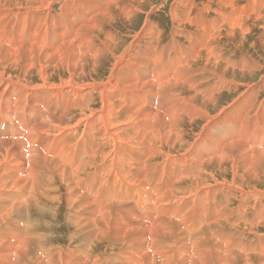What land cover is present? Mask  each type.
Here are the masks:
<instances>
[{"label":"bare ground","instance_id":"1","mask_svg":"<svg viewBox=\"0 0 264 264\" xmlns=\"http://www.w3.org/2000/svg\"><path fill=\"white\" fill-rule=\"evenodd\" d=\"M240 1L165 3L174 25L166 44L151 14L135 35L118 30L136 31L151 0H0V123L10 128L0 136V209L14 207L0 218V261L6 260L0 264H262L246 249L214 256L221 234L230 243L245 233L264 242V63L254 53L240 61L243 67L226 61L241 57L242 35L253 34L248 11L234 17L236 26L223 19ZM259 8L262 14L250 19L256 29L264 0ZM257 40L264 51V38ZM158 174L163 181L187 177L175 180L179 191L171 197L161 193ZM131 193L141 212L158 216L151 235L146 227V233L120 231L109 213L110 202L118 207ZM211 198L221 203L212 207L216 219L208 212ZM175 199L183 216L170 210ZM33 205L45 211L24 208L29 223L36 224L34 212L42 225L37 238L21 237L23 206ZM198 205L210 216L206 224H194ZM62 209L69 240L79 243L72 252V243L54 247L43 224ZM164 214L178 216L199 237L195 253L179 246L178 226Z\"/></svg>","mask_w":264,"mask_h":264},{"label":"rangeland","instance_id":"2","mask_svg":"<svg viewBox=\"0 0 264 264\" xmlns=\"http://www.w3.org/2000/svg\"><path fill=\"white\" fill-rule=\"evenodd\" d=\"M152 1V7H153V9H151V8H149V7H147V5L148 4H146L145 3V7H143V9L144 8H146V11H145V13H140V15H138L137 17L139 18V20L138 21H136L137 22V27H136V31H133L134 29H130V28H128V27H126V26H124L123 25V28H121V27H118V28H120V29H118L119 31H121L122 33H128L127 35H130V36H132V35H135L140 29H141V27H143V25H144V22H145V19H146V17L148 16L147 14H151V17H150V21L152 22V23H156L158 26H159V28L161 29V30H163V28H164V32H163V39L165 40V42H166V44H169L171 41H172V33H173V28H174V25L172 24V20H171V17L169 16V15H171V13H168L169 12V10H170V8H168V6H165L166 4H172V0L170 1V0H151ZM198 4H200V2H201V0H195ZM207 1V0H206ZM250 2H251V4H250ZM250 2H245V0H242V1H240L239 3H238V5L236 6V7H234V9L233 8H231V9H229V13L227 14V17H223V19L225 20V22L227 23H225L226 24V26H229V25H231V26H236V25H234L235 23H236V21H235V19L236 20H239V18H242V17H245V16H248L247 15V11L249 12V16H251V18L250 19H252V21L251 22H253L254 23V21H255V19L256 18H254V17H257V16H259V15H261L262 14V10L259 8V4H260V0H251ZM166 3V4H165ZM202 3V2H201ZM255 3V4H254ZM196 5V4H195ZM248 5H250V6H248ZM254 5V6H253ZM197 6V5H196ZM252 6H253V8H252ZM256 6V7H255ZM258 7V8H257ZM215 8H217V7H215ZM247 8H249L250 10H252V11H254V9H255V12H253L252 13V11H250L249 9H247ZM237 9V10H236ZM247 9V10H246ZM157 10V11H156ZM238 10H240L239 12H238ZM257 10H259V11H257ZM144 11V10H143ZM147 12V13H146ZM232 12H234L233 14H235V15H233L232 14ZM252 14H251V13ZM153 13V14H152ZM163 13V14H162ZM156 15V16H155ZM240 15V16H239ZM263 15H264V10H263ZM229 16H231V18L229 17ZM242 16V17H241ZM234 17H236L235 19H234ZM233 18V19H232ZM250 19H249V22L247 23V27H249V29H251L250 31H251V33H253V34H250L249 33V35L248 36H244V35H242L243 37L241 38L242 40H243V38H244V41H246V46H245V49H244V52H243V54H242V56L241 57H236V56H232V58L231 59H229V58H227L226 57V61H234V59H235V61L237 62V64L239 65V66H242L243 67V63H241L240 61H245V59L246 58H250L249 56H248V54H251L252 55V53H254L253 55H252V57H253V60H256V59H258L259 61H263L262 62V64L264 63V51L261 49V47H260V44H259V41L257 40V37H259V38H264V20L263 21H260V22H262V23H260V26L256 29V28H254V26H253V24L250 22ZM235 21V22H234ZM231 23V24H230ZM119 24V23H118ZM233 24V25H232ZM250 25H251V27H250ZM225 26V27H226ZM111 27L112 26H107L106 27V30L107 31H110L111 30ZM173 27V28H172ZM225 27H224V29H222L221 30V32H223L224 30H225ZM128 29V30H127ZM249 29H247L246 31H248ZM125 31V32H124ZM240 34H243V33H240ZM240 34H238L237 36L239 37L240 36ZM180 35L181 36H183V34H181L180 33ZM224 36L225 35V33H221V36ZM170 36V37H169ZM165 37V38H164ZM169 37V38H168ZM246 37V38H245ZM125 38V37H124ZM171 39V40H170ZM129 40H131V39H129ZM207 41V40H206ZM208 42V41H207ZM237 46V45H236ZM238 47V46H237ZM249 47H251V50H249ZM242 51V50H241ZM250 51V53H248ZM95 51L93 50L92 51V53H94ZM205 52H208L207 50L205 51ZM195 57H197V55H195ZM242 58V59H241ZM195 59V58H194ZM229 59V60H228ZM233 59V60H232ZM240 62V63H239ZM175 64V63H174ZM261 64V65H262ZM171 67H178V65H172L171 64ZM261 67H264V66H261ZM232 70V69H231ZM238 72V71H237ZM138 76L136 75V80H138ZM184 78H181L180 80H183ZM225 79H227V78H225ZM241 91H244V89H242ZM206 95H209L210 93L209 92H206L205 93ZM40 98V97H39ZM257 98H258V100L260 99V98H263V95L262 96H257ZM40 99H42V98H40ZM43 100V99H42ZM140 100L141 101H143V98H141L140 97ZM140 106H144L143 104H141ZM156 110H159V111H161V110H164V108H163V105L161 106V107H157L156 108ZM49 112H52V113H54V108L52 109H49L48 110ZM175 112H177V113H180L181 112V110L180 109H176L175 110ZM7 127V123L6 122H3V123H0V136L1 137H3V136H6L5 135V130H8V129H10V128H6ZM237 138L238 137H236V136H234V140H237ZM208 146L207 145H205L204 146V149L205 150H208ZM208 152L209 153H211V150H208ZM127 160H129V158H126ZM192 163V162H191ZM73 166H75L74 164H73ZM190 167L192 168L193 166H191V164H190ZM194 172V171H193ZM195 174H200L201 173V170H199V171H197V172H194ZM91 174L93 175V173L91 172ZM157 175V174H156ZM168 175V174H167ZM172 176V177H171ZM168 175L167 176V178L165 179V181H163L162 179L160 180V176H159V174H158V177H159V180H158V184H160L161 185V193H165V192H168L170 195H171V197H173V194L171 193L172 191H175L176 189L179 191V189L177 188V187H175V180H177V179H179V178H185V177H187L186 175H183V174H181V177H178L179 175H177V174H172V175ZM174 177H177L176 179L174 178ZM156 179L157 178H155V180H154V183L156 182ZM166 181H168V182H166ZM161 182V183H160ZM169 182H171V183H169ZM173 184V185H172ZM183 184H184V186L186 185V183L183 181ZM186 187V186H185ZM108 188V187H107ZM107 188L105 189L106 191H105V193L107 192ZM164 191V192H163ZM176 192V191H175ZM106 195V194H105ZM135 196H136V193H131L130 194V200H128V201H125L127 204H125V202H123V204L122 205H124V207H122L121 208V206L122 205H120V206H118L117 207V205H118V203H115L114 201H112V202H110V199L108 198L107 200L111 203H109L108 205H111V210H109L110 212L109 213H112L111 214V216L114 218V221H115V223L116 224H119V228H120V226H121V228H120V231H124V229H126L128 226H130L131 228H132V230H133V232H142L143 230H147V229H149V235H151V229H152V226L155 224V221H157V217L158 216H156L155 214H154V212H152V211H148V214H146V213H143V212H141L140 211V209H139V207L136 205V203H135V200H134V198H135ZM221 197H223V196H221ZM177 199H175L174 201L172 200L171 202H173V203H171L170 204V210H172L173 208L176 210V211H180L181 212V216H183V214L185 213V209H184V207H183V203H178L177 201H176ZM213 200V201H212ZM130 201V202H129ZM90 201H88V203H89ZM104 202V201H103ZM103 202H101L100 204L101 205H103ZM142 202H144V204L145 205H148L149 204V201L148 200H146V199H143L142 198ZM170 202V201H169ZM169 202H167L166 204H168ZM14 203V205H15V208L16 207H18V206H16V204L18 203V201H14L13 202ZM177 203V204H176ZM199 203H200V201H199ZM215 203H219V202H216L215 201V199L214 198H211V200H210V204L212 205H210L209 207H208V212H209V214H211L212 212H214L213 213V219H216L217 218V216H218V214H217V210L215 211V209H212V207L215 205ZM219 204H221V203H219ZM34 205H38V204H34ZM33 205V207H29V206H23V209H22V207H19L20 209H22V211L24 212V215H26V220L24 221V227L23 228H21V230L19 229L18 230V232H19V235L21 236V237H23V236H25V237H27V238H37V236H36V234H35V229L39 226V225H42V222H41V219H40V216L39 215H37V214H35L34 212H33V216H34V218L36 219V224L35 225H33V224H30L29 222H30V220L28 219V214H27V211L24 209V208H29V209H32V210H34V211H36V212H43V211H45L42 207H35ZM89 205V204H88ZM93 205V204H92ZM187 205H190V203H187ZM94 206V205H93ZM113 206V207H112ZM200 205H198V207H199ZM1 207V206H0ZM95 207V206H94ZM115 207V208H114ZM125 208V209H124ZM13 209H14V207L13 208H10V207H2L1 209H0V218H2V216H5L6 215V213L8 214V216H9V213H11V211H13ZM113 209V210H112ZM130 209V210H129ZM1 210H3V211H1ZM5 210V211H4ZM31 210V211H32ZM129 210V211H128ZM138 210V211H137ZM20 211V210H19ZM26 211V212H25ZM53 211V210H52ZM95 212H93L94 214H93V218L94 219H98V220H100L99 219V214H98V209L95 207V210H94ZM190 209H188L187 210V213H190ZM50 213V212H49ZM61 214H58V216H57V219L55 220V221H52V219L53 218H47L49 221H47V222H44L43 221V224H44V226H48L49 227V232H48V236H49V238H51L53 235V238L52 239H49L52 243H55L54 244V247L56 246V243H58V242H62V243H65V245H69V243H72V247L69 249L71 252L72 251H75V248H76V246H79V243H76L75 242V239H77V238H73V240H69L70 239V237H71V234H72V231L71 230H69V228H68V225L66 224V222H65V216H66V210H64V209H62V211L60 212ZM244 213H247V210L244 212ZM114 214H116V215H114ZM139 214H140V216H139ZM250 214H252V213H250ZM261 214L264 216V211H262L261 210ZM168 214H164V216H163V219L164 220H170V222H173V223H175L177 226H178V229H179V235H178V240H181V241H178V244H179V246L181 247V248H183V249H185V251H193V253H195L196 252V249H195V247H194V244H197V243H199L198 241H197V239L199 238L197 235H195V234H191V233H194V231H191V230H189V231H187V227L185 228V225L183 224V223H181L180 221H181V219L178 217V216H173V215H170V216H167ZM254 215V214H253ZM110 216V217H111ZM200 216H201V218H200ZM19 217V216H18ZM178 217V218H177ZM209 217V218H208ZM205 216L204 215V208L203 207H201L200 206V209H199V213H198V215H196L195 216V222H194V224H196L198 221H201L202 220V224H204V222H205V224L207 223L206 221H204V220H208V219H210V216ZM20 218V217H19ZM119 218V219H118ZM122 219H125V221L124 220H122ZM141 219V220H140ZM119 220V221H118ZM121 220V221H120ZM123 221V223H121ZM130 221V222H129ZM211 221H212V219H211ZM135 222V223H134ZM239 223H241L240 221H238ZM122 225H121V224ZM128 223V224H127ZM151 223V224H150ZM157 223H159V222H157ZM126 224V225H125ZM130 224V225H129ZM183 224V225H182ZM242 224V223H241ZM136 227H135V226ZM124 226H126V228H124L123 229V227ZM132 226H134V227H132ZM175 226V225H174ZM184 226V227H183ZM144 227H146V228H144ZM149 227V228H148ZM151 227V228H150ZM19 228V226L18 225H16V229L15 230H17ZM245 228H243V230H244ZM183 230V231H182ZM33 234H32V233ZM97 232L98 231H96V233H95V235H97ZM196 232V231H195ZM264 230H262L261 231V237H262V235H264ZM53 233V235H51ZM142 233H146V232H142ZM60 235L61 236H63V237H60ZM139 235H142L143 236V234H139ZM149 235H148V237H149ZM227 235H228V233H227ZM226 234H221V235H219V238L217 237L216 239L214 238V243H215V245H214V253H215V251L217 252V254H215L214 256H216V255H221V256H229V255H234V256H236V255H238V254H241L240 252L241 251H243V249H244V251H245V249H246V253H248L247 254V257H253V256H259L260 258H261V263L262 264H264V242H263V238H261V239H259V242H258V239L257 238H255L253 235H251V234H249V233H245V235H244V237H243V239H240V237L239 238H236L235 240V242H231L230 243V240L228 239V236H227ZM247 235V236H246ZM146 236V235H145ZM197 238H196V237ZM225 236H226V238H225ZM250 236V237H249ZM57 237V238H56ZM59 237V238H58ZM65 237V238H64ZM69 237V238H68ZM136 238H139L140 239V236L139 237H137V235L135 236ZM61 238V239H60ZM63 238V239H62ZM55 239H57V240H55ZM144 239V238H143ZM228 239V240H227ZM54 240V241H53ZM146 240V239H145ZM193 240H194V243H193ZM224 240V241H223ZM243 240H244V242H243ZM66 241V242H65ZM148 240H146V242H145V245L146 246H149L150 247V250H152L151 248H152V242H147ZM11 242L12 243H15L16 242V240H14V239H12L11 240ZM182 242V243H181ZM204 241H201L200 243L202 244ZM239 242V243H238ZM147 243V244H146ZM228 243V244H227ZM230 243V244H229ZM259 243V244H258ZM74 244V245H73ZM225 244L229 247H227V248H225L226 246H225ZM233 244V245H232ZM253 244V245H252ZM261 244V245H260ZM76 245V246H75ZM199 246V248L202 250V248L200 247V244H198ZM237 247H236V246ZM185 248H184V247ZM218 246V247H217ZM236 247V248H234V247ZM243 248H242V247ZM53 247V246H52ZM232 247V248H231ZM260 247H261V249H260ZM188 248H189V250H188ZM215 248H218L217 250L215 249ZM225 248V249H224ZM37 249V247L35 248V250ZM241 249V251H239ZM100 251H103V250H100ZM192 251H191V253H192ZM259 251V252H258ZM261 251V252H260ZM263 252V253H262ZM223 254V255H222ZM72 255H73V253H72ZM178 255L179 256H182V257H186V258H194L195 257V255L194 256H192V255H190V254H188L187 253V255L186 254H181L180 252H178ZM242 255H244V254H242ZM124 256V255H123ZM142 256V255H141ZM140 256V257H141ZM187 256H189V257H187ZM197 256V255H196ZM262 256V257H261ZM120 257H122L121 255H120ZM120 257H118V258H120ZM4 261H6V260H1L0 261V263H2V262H4ZM263 261V262H262ZM13 264H14V262H13ZM116 264V263H115ZM157 264H161L160 263V261H158V263Z\"/></svg>","mask_w":264,"mask_h":264}]
</instances>
